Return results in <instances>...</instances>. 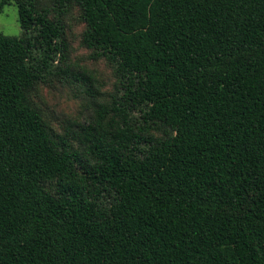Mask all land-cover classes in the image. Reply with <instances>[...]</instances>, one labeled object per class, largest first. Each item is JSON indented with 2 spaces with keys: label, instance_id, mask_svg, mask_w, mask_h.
Instances as JSON below:
<instances>
[{
  "label": "trees",
  "instance_id": "obj_1",
  "mask_svg": "<svg viewBox=\"0 0 264 264\" xmlns=\"http://www.w3.org/2000/svg\"><path fill=\"white\" fill-rule=\"evenodd\" d=\"M13 2L23 33L0 32V264H264V0L0 11ZM74 5L122 95L59 131L32 90L66 59L51 13Z\"/></svg>",
  "mask_w": 264,
  "mask_h": 264
},
{
  "label": "rangeland",
  "instance_id": "obj_2",
  "mask_svg": "<svg viewBox=\"0 0 264 264\" xmlns=\"http://www.w3.org/2000/svg\"><path fill=\"white\" fill-rule=\"evenodd\" d=\"M42 1L45 6H51L50 0ZM51 17L60 18L64 25L66 59L61 61L57 58L53 64L54 74L50 75L47 83H40L32 90V99L44 111L47 120L59 131H63L67 126L94 119L99 104L112 105L122 95V90L114 66L105 58H92V50L83 45L82 36L86 24L81 19L79 6H71L60 16L52 12ZM0 32L11 36L22 35L16 3L6 4L0 11ZM59 67H69L74 72L86 69L92 78L71 77L69 80V76ZM134 117L141 119V113L136 112Z\"/></svg>",
  "mask_w": 264,
  "mask_h": 264
}]
</instances>
